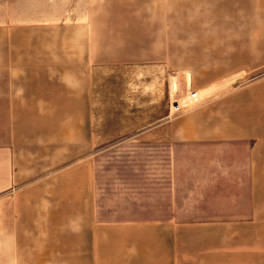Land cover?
I'll return each mask as SVG.
<instances>
[{
  "label": "crops",
  "instance_id": "crops-1",
  "mask_svg": "<svg viewBox=\"0 0 264 264\" xmlns=\"http://www.w3.org/2000/svg\"><path fill=\"white\" fill-rule=\"evenodd\" d=\"M121 8L0 27V264H264V0ZM6 34L26 48L6 51ZM104 63L154 67L158 85L126 87L159 111L116 145L140 155L150 207L102 231L87 73ZM180 73L200 102L175 112Z\"/></svg>",
  "mask_w": 264,
  "mask_h": 264
},
{
  "label": "rangeland",
  "instance_id": "rangeland-1",
  "mask_svg": "<svg viewBox=\"0 0 264 264\" xmlns=\"http://www.w3.org/2000/svg\"><path fill=\"white\" fill-rule=\"evenodd\" d=\"M168 0H0V27L12 25H25L31 21L52 20L59 22H90L92 17V7L100 10H107V6L111 9H122V6L128 8H138L139 5L155 4ZM170 1V0H169ZM175 1V0H172ZM186 2L191 0H178ZM97 11V9H96ZM97 15V14H96ZM102 14L100 13V16ZM26 35H5L11 40L15 39V45L10 42V46H6L7 50H20L26 48L23 37ZM22 38V40H20ZM7 43V42H6ZM5 46L0 50H4ZM12 55V52H10ZM12 57V56H11ZM154 67L124 66L99 64L88 68L89 85L93 91V119L95 135L97 136L96 162L98 166V223L104 231V222L110 218L131 217L124 221H134L139 215L141 208L150 207L147 203L149 200V188L138 186L141 183L139 172L135 171L134 160L140 155L132 154V146H117L122 138L137 129L146 127L144 121L147 113L153 110L156 113L159 107L149 104L143 87L141 90L132 91L136 94V99H129L127 84L136 83L143 84L146 81L153 84H159L158 72ZM90 70V71H89ZM152 72V74H150ZM217 78H222V70H212ZM182 74L178 77L171 78L169 86L174 92V97H182L187 95L192 89L182 80ZM170 75V74H169ZM168 75V79L171 77ZM178 75V73H177ZM189 79V78H188ZM140 88V87H137ZM121 95L122 98L118 96ZM125 96V97H123ZM130 100V101H129ZM125 135V136H124ZM124 136V137H122ZM119 138V140H118ZM120 152V154H118ZM111 206L110 210H104V205ZM146 214V211L144 212ZM121 240V238H119ZM102 240V239H100ZM73 243L72 241L70 242ZM104 246L106 241L99 242ZM74 248V245H71ZM106 247H100V251ZM128 253H113L112 258L115 260L112 264H124V259ZM110 254L99 253L98 259L100 264H110ZM73 256L61 257L62 261L54 259L55 263L62 262L64 264L75 263ZM38 259H20L21 264H32ZM66 262V263H65ZM129 262V261H128ZM37 264V262H36Z\"/></svg>",
  "mask_w": 264,
  "mask_h": 264
},
{
  "label": "built area",
  "instance_id": "built-area-1",
  "mask_svg": "<svg viewBox=\"0 0 264 264\" xmlns=\"http://www.w3.org/2000/svg\"><path fill=\"white\" fill-rule=\"evenodd\" d=\"M200 96L197 90L190 91L187 95L180 97V99L173 104L175 112L180 111L186 106L194 105L200 102Z\"/></svg>",
  "mask_w": 264,
  "mask_h": 264
}]
</instances>
